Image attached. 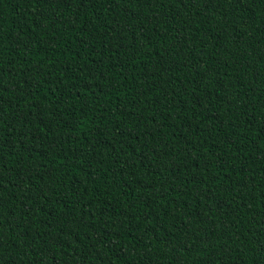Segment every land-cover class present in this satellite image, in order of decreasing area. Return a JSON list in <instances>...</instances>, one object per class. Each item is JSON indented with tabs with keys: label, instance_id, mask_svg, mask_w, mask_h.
Masks as SVG:
<instances>
[{
	"label": "trees",
	"instance_id": "1",
	"mask_svg": "<svg viewBox=\"0 0 264 264\" xmlns=\"http://www.w3.org/2000/svg\"><path fill=\"white\" fill-rule=\"evenodd\" d=\"M0 264H264V0H0Z\"/></svg>",
	"mask_w": 264,
	"mask_h": 264
}]
</instances>
